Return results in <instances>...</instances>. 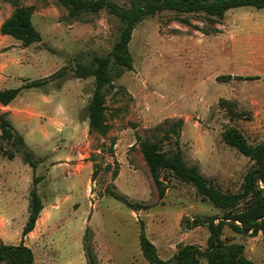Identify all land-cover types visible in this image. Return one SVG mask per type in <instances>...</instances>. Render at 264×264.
Returning a JSON list of instances; mask_svg holds the SVG:
<instances>
[{
	"label": "rangeland",
	"instance_id": "374dc122",
	"mask_svg": "<svg viewBox=\"0 0 264 264\" xmlns=\"http://www.w3.org/2000/svg\"><path fill=\"white\" fill-rule=\"evenodd\" d=\"M111 1L130 6L128 0ZM16 7L32 9L41 40L23 47L0 33V89L58 70L64 74L22 88L7 111L0 104V114L6 113L36 162L33 170L23 161L20 143L0 137V149L14 153L9 159L0 150L3 244L23 243L32 264H86L82 239L87 232L98 264H148L138 243L142 221L162 259L170 260L186 244L205 248L207 224L188 228L189 222L205 216L217 222L225 211L167 170L160 171L164 194L159 198L140 142L159 141L163 151L173 150L176 135L167 130L181 119L178 140L185 163L196 165L222 191H240L253 162L226 144L221 133L235 126L249 143L264 141V8H232L223 18L164 10L140 21L129 42L132 69L112 68L107 131L101 135L89 131L85 111L94 79L76 78L72 68L106 55L122 23L105 8L68 17L58 0H0V24ZM223 74L242 78L216 80ZM33 174L43 176L37 184L43 209L33 230L22 236ZM253 204L246 197L236 209ZM228 221L221 238L242 243L247 259L264 264V236L237 233Z\"/></svg>",
	"mask_w": 264,
	"mask_h": 264
},
{
	"label": "trees",
	"instance_id": "16d2710c",
	"mask_svg": "<svg viewBox=\"0 0 264 264\" xmlns=\"http://www.w3.org/2000/svg\"><path fill=\"white\" fill-rule=\"evenodd\" d=\"M66 9L68 17H76L84 12H98L105 8L122 23L117 39L106 55H93L89 63L76 62L72 74L76 78L93 77L94 88L85 106L89 131L105 135L107 126L105 120V97L113 85L112 68L132 69V56L129 42L135 26L147 17L153 16L164 10L176 13H202L206 17L223 18L226 11L237 7L264 8V0H128L130 6L123 8L111 0H58ZM32 9L30 7H16L10 15L0 24V33L9 35L19 40L23 47L41 40L40 32L31 22ZM208 33L207 31H203ZM63 70H58L46 78L26 81L17 88L0 89V104L8 105L22 88L40 87L52 77L62 76ZM232 76L223 74L216 77L218 81H228ZM245 78H258L246 76ZM183 121L177 120L167 132L176 135L174 149L163 151L159 141L140 142V152L148 168L150 177L161 198L164 194L163 182L160 177L161 170H167L171 175L187 184L192 185L197 194L207 200L212 206L225 211L223 216L215 221L213 216L195 217L189 222L188 228L207 224L209 235L207 246L200 249L194 245L186 244L179 247L170 260L162 259L153 244L147 237L143 222H139L140 230L138 243L143 258L148 264H199L198 255L205 259V264H254L244 255V245L238 242H225L222 236L226 220L231 228L240 234L264 236V141L252 144L244 137L243 133L235 126L226 127L222 133L223 141L235 148L240 154L253 162V168L246 172L240 191L236 193L224 192L214 186L199 171L196 165H187L184 161L179 145L178 134ZM0 137L6 141L16 139L23 148V161L28 163L33 170L36 162L32 152L27 148L21 135L15 130L6 113L0 114ZM164 137L168 138V134ZM161 141V140H160ZM18 149V148H17ZM16 149V150H17ZM9 159L14 157L12 151L0 149ZM115 175V174H114ZM43 179L42 175L33 174L31 186L28 191V212L21 235L25 236L33 230L35 223L43 209V203L38 193L37 184ZM114 198L126 203L125 199L114 192H109ZM246 197L254 199V204L246 210H237L239 203ZM132 209H135L131 206ZM82 248L86 264H98L87 232L82 239ZM0 260H8L11 264H32L31 250L19 243L16 246L6 245L0 240Z\"/></svg>",
	"mask_w": 264,
	"mask_h": 264
},
{
	"label": "crops",
	"instance_id": "0c3cea01",
	"mask_svg": "<svg viewBox=\"0 0 264 264\" xmlns=\"http://www.w3.org/2000/svg\"><path fill=\"white\" fill-rule=\"evenodd\" d=\"M44 99H49V96L45 94ZM10 104V103H9ZM9 104L6 106H2L3 111H7V108H9ZM11 121V120H10ZM12 123V122H11ZM13 125V124H12ZM17 131V130H16Z\"/></svg>",
	"mask_w": 264,
	"mask_h": 264
}]
</instances>
